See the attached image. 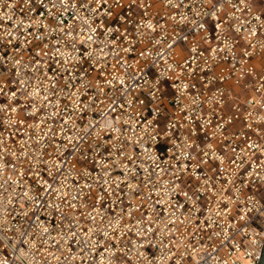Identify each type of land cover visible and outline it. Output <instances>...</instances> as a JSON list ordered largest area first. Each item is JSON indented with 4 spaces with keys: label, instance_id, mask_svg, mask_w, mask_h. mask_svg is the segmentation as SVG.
<instances>
[{
    "label": "built area",
    "instance_id": "1",
    "mask_svg": "<svg viewBox=\"0 0 264 264\" xmlns=\"http://www.w3.org/2000/svg\"><path fill=\"white\" fill-rule=\"evenodd\" d=\"M264 0H0V264H257Z\"/></svg>",
    "mask_w": 264,
    "mask_h": 264
},
{
    "label": "water",
    "instance_id": "2",
    "mask_svg": "<svg viewBox=\"0 0 264 264\" xmlns=\"http://www.w3.org/2000/svg\"><path fill=\"white\" fill-rule=\"evenodd\" d=\"M257 264H264V243H262Z\"/></svg>",
    "mask_w": 264,
    "mask_h": 264
}]
</instances>
